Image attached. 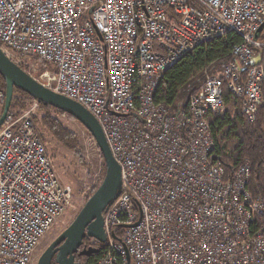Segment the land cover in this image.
I'll return each instance as SVG.
<instances>
[{"label": "built area", "instance_id": "built-area-1", "mask_svg": "<svg viewBox=\"0 0 264 264\" xmlns=\"http://www.w3.org/2000/svg\"><path fill=\"white\" fill-rule=\"evenodd\" d=\"M263 21L264 0H0V50L29 75L28 61L43 66L37 80L96 118L120 166L96 264H264L255 224L264 194L249 189L248 161L227 173L213 156L209 115L225 110L221 76H205L182 109L153 99L166 68L235 32L242 42L219 71L253 121ZM37 106L8 109L0 126V264H35L71 198L32 118Z\"/></svg>", "mask_w": 264, "mask_h": 264}, {"label": "trees", "instance_id": "trees-1", "mask_svg": "<svg viewBox=\"0 0 264 264\" xmlns=\"http://www.w3.org/2000/svg\"><path fill=\"white\" fill-rule=\"evenodd\" d=\"M255 38L264 43V24ZM241 42V37L235 32H227L223 36L203 41L166 68L155 88L153 99L163 103L170 111L182 109L205 76H221L225 110L222 113L212 112L209 115L210 129L215 141L214 159L227 173L238 167L244 160L248 161L250 167L249 189L253 195H262L264 194V80L261 83V102L255 119L250 121L241 112V99L234 97L229 92L226 80L219 71L223 64L233 61L231 50L234 45ZM258 52L260 64L264 69V45L258 49ZM240 73L242 76L245 75V71ZM0 90L5 93V82L1 76ZM31 100L32 98L25 92L13 87L9 110L20 113L29 106ZM62 113L66 114L53 107L38 103L32 118L37 128L38 126L45 128L63 145L76 151L75 136L62 125L58 118V114ZM40 137L46 147L45 136L40 133ZM96 150L101 159L104 173V161L97 145ZM255 224L263 228L264 231V216L256 218ZM81 245L83 247L91 246L96 251L88 255L75 253V262L77 264H96L104 244L97 241L91 242V239L85 236ZM81 245L79 249L82 247Z\"/></svg>", "mask_w": 264, "mask_h": 264}, {"label": "water", "instance_id": "water-1", "mask_svg": "<svg viewBox=\"0 0 264 264\" xmlns=\"http://www.w3.org/2000/svg\"><path fill=\"white\" fill-rule=\"evenodd\" d=\"M261 23L256 31L263 26ZM255 34V35H256ZM259 55L251 64L260 63ZM0 76L5 82V96L0 112V126L9 109L13 87L25 92L38 103L53 107L76 119L91 135L102 154L105 171L96 189L86 199L71 223L40 254L35 264H77L74 254L88 255L95 252L93 247L79 246L85 236L103 243L106 239L103 230L102 213L119 194L121 188L120 166L112 156L103 131L96 118L78 102L45 87L37 79L25 72L0 50Z\"/></svg>", "mask_w": 264, "mask_h": 264}, {"label": "rangeland", "instance_id": "rangeland-1", "mask_svg": "<svg viewBox=\"0 0 264 264\" xmlns=\"http://www.w3.org/2000/svg\"><path fill=\"white\" fill-rule=\"evenodd\" d=\"M28 62L31 68L34 69L30 70L31 76L38 79L43 66H38L32 60ZM245 80L246 74L244 76L241 75L240 82L244 83ZM58 118L62 125L75 136L77 142L76 151L78 152L75 149L63 145L45 128L39 126L38 128L36 126V128L39 134L42 133L45 136V144L51 158L54 174L59 183L70 190L71 198L60 216L39 243L34 253L35 263L49 243L71 223L86 199L99 185L104 175L95 141L88 131L76 119L67 114H58Z\"/></svg>", "mask_w": 264, "mask_h": 264}, {"label": "flooded vegetation", "instance_id": "flooded-vegetation-1", "mask_svg": "<svg viewBox=\"0 0 264 264\" xmlns=\"http://www.w3.org/2000/svg\"><path fill=\"white\" fill-rule=\"evenodd\" d=\"M90 239H91V242H94V241H95V240L92 239V238H90ZM84 241H85V240H84ZM85 242H86V241H85ZM81 246H82V245H81ZM89 247H90V246H89ZM83 248H87V247H83V246H82V247L79 249V251L82 250Z\"/></svg>", "mask_w": 264, "mask_h": 264}]
</instances>
